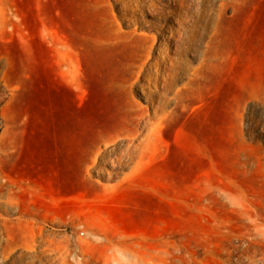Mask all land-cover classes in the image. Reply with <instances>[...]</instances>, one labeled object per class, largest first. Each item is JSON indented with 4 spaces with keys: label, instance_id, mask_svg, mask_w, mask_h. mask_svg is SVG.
Returning a JSON list of instances; mask_svg holds the SVG:
<instances>
[{
    "label": "rangeland",
    "instance_id": "1",
    "mask_svg": "<svg viewBox=\"0 0 264 264\" xmlns=\"http://www.w3.org/2000/svg\"><path fill=\"white\" fill-rule=\"evenodd\" d=\"M187 5L202 16L176 59L138 39L147 10L125 25L112 0H0L2 264L123 246L264 264V0Z\"/></svg>",
    "mask_w": 264,
    "mask_h": 264
},
{
    "label": "bare ground",
    "instance_id": "2",
    "mask_svg": "<svg viewBox=\"0 0 264 264\" xmlns=\"http://www.w3.org/2000/svg\"><path fill=\"white\" fill-rule=\"evenodd\" d=\"M107 2L109 0H106ZM113 6L117 7L120 11V17L124 20L125 25H130L133 20V15L136 11L145 12L148 11L150 17L155 19L154 22L142 24V28H146L148 31H154L152 37L139 36L138 39L142 40L143 44L148 43L149 49H158L161 54L167 51L166 44L174 43L176 59L185 52L192 45L191 30L195 23L198 24L200 17L202 16L198 9L195 12L187 5L188 0H112ZM105 10V6H103ZM101 22V21H100ZM168 23L176 24V27L169 26ZM102 25L110 26L108 22H101ZM123 43L125 41H122ZM128 43H125L126 45ZM167 59V58H166ZM170 61V60H169ZM169 67V66H168ZM144 140L138 141V144ZM124 144L127 148L138 145H134L132 139H124ZM116 147H113L115 149ZM0 205L3 207V211L0 213V231L4 224L9 220L10 210H13L12 203L9 197H5L4 193H0ZM0 240V246L2 245ZM118 256L116 254H104L99 260L100 264H197L195 260H189L184 257L183 254L177 248L154 250L149 255L148 259H145L143 255H137L127 249V246L120 247L118 250ZM3 260L0 255V264ZM11 264H17L15 260L11 261Z\"/></svg>",
    "mask_w": 264,
    "mask_h": 264
}]
</instances>
